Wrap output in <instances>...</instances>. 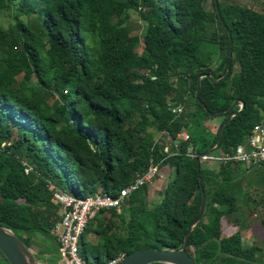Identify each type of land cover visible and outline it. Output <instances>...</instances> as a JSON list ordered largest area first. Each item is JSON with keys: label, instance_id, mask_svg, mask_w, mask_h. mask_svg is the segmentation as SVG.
<instances>
[{"label": "trees", "instance_id": "1", "mask_svg": "<svg viewBox=\"0 0 264 264\" xmlns=\"http://www.w3.org/2000/svg\"><path fill=\"white\" fill-rule=\"evenodd\" d=\"M206 1L0 0L13 21L0 28V226L27 249L35 234L55 242L58 205L49 186L74 197L115 196L152 163L168 172L159 199L149 203L143 185L123 201L142 208L136 219L125 220L124 209L95 214L78 241L86 264L140 248H180L199 187L205 204L186 253L195 264H258L260 249L245 245L238 228L220 235L237 212L232 183L240 165L203 168L185 151L211 149L225 116L237 110L208 116L194 98L199 74L212 79H200L197 95L210 114L243 103L223 126L216 154L243 144L263 120L264 14L213 0L207 9ZM215 4L231 39L229 71L219 81L228 38ZM130 10L142 25L139 36L124 25ZM49 89L58 97L52 107L43 98L53 95ZM213 120L212 134L206 126ZM157 134L169 140L166 151ZM259 222L264 226V210ZM91 225L97 241L84 244Z\"/></svg>", "mask_w": 264, "mask_h": 264}, {"label": "built area", "instance_id": "2", "mask_svg": "<svg viewBox=\"0 0 264 264\" xmlns=\"http://www.w3.org/2000/svg\"><path fill=\"white\" fill-rule=\"evenodd\" d=\"M174 111L179 113L180 107L175 106ZM177 137L182 141L188 139L185 132L179 133ZM185 154L196 159L200 164L212 163L220 166L238 164L245 168L262 164L264 163V119L251 128L243 144L236 145L227 153L198 154L188 147ZM156 175L157 167L150 163L144 172L136 174L132 182L119 190L115 196L97 192L84 197H74L49 186L53 201L58 205L59 216L50 230L57 248L56 264H86L78 253V241L87 223L101 210H118L132 192L143 185L150 184ZM122 256L97 264H118Z\"/></svg>", "mask_w": 264, "mask_h": 264}, {"label": "rangeland", "instance_id": "3", "mask_svg": "<svg viewBox=\"0 0 264 264\" xmlns=\"http://www.w3.org/2000/svg\"><path fill=\"white\" fill-rule=\"evenodd\" d=\"M220 4H235V5H244L246 7H249L250 9H253L259 13L264 14V0H216ZM16 2V1H15ZM14 2V3H15ZM205 7L210 9L209 1H206ZM12 17L10 11L7 10H2L0 11V28L1 29H6L10 24H12ZM125 27L128 30L129 35H140V31L142 28V25L138 19L137 13L135 11H128V19L125 22ZM212 29H216V25L213 24ZM136 53L140 54L141 53V45H139L136 48ZM215 60V59H214ZM17 80L20 79V75L16 77ZM34 79V78H33ZM50 90V89H49ZM50 92L53 94L52 96L49 93H46L43 95L44 100L52 107L54 104L58 101V97L50 90ZM263 119H264V114H263ZM188 133H197L196 130L193 128H187L186 130ZM207 132L205 133L206 136ZM162 144L164 145L165 143L168 144V141L164 139V137H157ZM23 151V148L20 149L21 153ZM204 153V152H203ZM216 154V150L213 152ZM211 168L213 164H202L203 168ZM254 167V168H252ZM250 169V172H252V181L253 182H259V181H264V163L258 164L255 166H252ZM160 171H157V175L155 179L150 183L146 185L147 189V201L149 203H155L159 199V192L163 188L164 183L168 177V172L162 168L159 169ZM233 192H234V197L236 199V206L239 204V199L242 197H246L247 192H243L240 190V186L238 188L237 184L233 185ZM134 207V206H133ZM132 208V207H131ZM124 209L123 211L125 212L124 214V219L129 220V219H136L141 212V207L137 206L136 208L130 209L127 207L125 204H121L119 210ZM130 209V210H129ZM132 210V211H131ZM252 209H248L244 206L243 210H237L235 214L232 216V221L229 219V222H235L238 220V226H232L229 229V232L235 231L237 228L240 231L243 243L245 245H253L257 246L260 251L259 255L257 257V263L258 264H264V226L260 224L259 220L262 217V212L261 211H251ZM130 212V213H129ZM108 214L104 215V218H108ZM226 222L225 224L229 225L230 223ZM94 225V224H93ZM93 225H91L89 230L85 231L83 234V241L84 244H94L97 241V237L93 234ZM117 230L119 231L118 225H116ZM225 236V235H224ZM223 236V237H224ZM34 242L33 245L29 248L30 253L34 256L37 257L38 264H44L45 260H49L50 264H56L57 260V252H56V244L52 240L42 238L40 235L35 234L34 236ZM45 255L43 256L40 254V251ZM36 259V258H35ZM0 264H6L5 260L0 256Z\"/></svg>", "mask_w": 264, "mask_h": 264}, {"label": "water", "instance_id": "4", "mask_svg": "<svg viewBox=\"0 0 264 264\" xmlns=\"http://www.w3.org/2000/svg\"><path fill=\"white\" fill-rule=\"evenodd\" d=\"M216 2V0H213ZM216 16L223 27V29L226 31L227 38H228V50H227V61H226V68L224 74L216 81H219L221 79H224L229 71L230 67V54H231V39L229 36V33L227 32V29L225 25L223 24L219 11L218 6L215 4L214 6ZM207 78L209 81H212L210 76L208 74H199L196 78V85H195V93L194 98L196 99L198 105L208 114V116L212 118H217L220 115L229 112L234 107H237V110L229 112L226 116L224 121L221 123L218 131H217V141L215 145L204 152L203 154L213 153L219 145V142L221 140V131L223 126L226 122L230 120L231 117L237 115L239 111L243 108V103L240 99H235L230 106L227 108L215 113L210 114L207 112L204 108V106L201 104V102L198 100L197 95L199 91V81L201 78ZM213 81V82H216ZM198 183L200 184V179L198 178ZM199 193H200V201L199 206L197 209V212L192 219L189 227L185 231L182 239V243L180 248L178 249H150V248H140L133 250L125 255H123L118 262V264H155V263H161V264H195L193 259L186 253L185 247H186V239L191 231V229L195 226V224L200 220V217L203 213L204 209V193L202 187H199ZM0 255L5 260L7 264H38L36 259L33 257V255L30 253L29 249H27L22 242L14 236L9 230L2 228L0 226Z\"/></svg>", "mask_w": 264, "mask_h": 264}, {"label": "crops", "instance_id": "5", "mask_svg": "<svg viewBox=\"0 0 264 264\" xmlns=\"http://www.w3.org/2000/svg\"><path fill=\"white\" fill-rule=\"evenodd\" d=\"M264 114V111H263ZM218 120H213L207 123L206 128L210 133H214L215 129L217 128ZM164 137L166 141H168V144L165 143L163 145L164 150L166 151L168 148H170L169 140L164 136V134H157L155 135V138L157 137ZM252 167V166H251ZM251 167L248 169L241 166L237 168L238 173L234 177L233 183L234 185L237 184L238 188L240 186V190L246 193V197H242V199H239V204L236 206L237 210H243L244 206L248 209H252L251 211H263L264 210V181L259 182H253L252 181V172H250ZM240 168V169H239ZM254 168V167H252ZM234 227V226H233ZM231 228V225H225L221 229V236L224 238L228 237L232 232H229V229Z\"/></svg>", "mask_w": 264, "mask_h": 264}, {"label": "flooded vegetation", "instance_id": "6", "mask_svg": "<svg viewBox=\"0 0 264 264\" xmlns=\"http://www.w3.org/2000/svg\"><path fill=\"white\" fill-rule=\"evenodd\" d=\"M34 258H36V260H38L36 256H34Z\"/></svg>", "mask_w": 264, "mask_h": 264}]
</instances>
